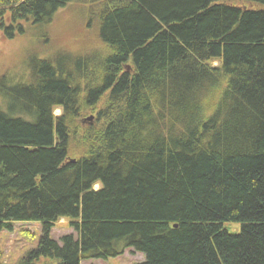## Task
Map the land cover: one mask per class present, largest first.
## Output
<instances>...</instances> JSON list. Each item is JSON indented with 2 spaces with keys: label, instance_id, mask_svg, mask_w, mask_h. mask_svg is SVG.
<instances>
[{
  "label": "trees",
  "instance_id": "1",
  "mask_svg": "<svg viewBox=\"0 0 264 264\" xmlns=\"http://www.w3.org/2000/svg\"><path fill=\"white\" fill-rule=\"evenodd\" d=\"M75 7L85 50L0 75V229L43 226L16 264H264V0H0V28Z\"/></svg>",
  "mask_w": 264,
  "mask_h": 264
},
{
  "label": "rangeland",
  "instance_id": "2",
  "mask_svg": "<svg viewBox=\"0 0 264 264\" xmlns=\"http://www.w3.org/2000/svg\"><path fill=\"white\" fill-rule=\"evenodd\" d=\"M58 18L45 26L32 27L29 24L23 25V35H14L8 38L0 28V75L6 73L9 78L18 80L30 78L31 71L27 65L34 60L50 58L62 51L78 52L83 51L84 43L91 42L94 35V25L87 22L86 17L78 12V8L69 13L68 10L57 11ZM5 23V18L3 19ZM76 39V40H75ZM217 63L214 62L213 66ZM68 69V66H65ZM95 69V68H94ZM96 70V69H95ZM53 115L59 116L60 111L56 109ZM91 118V120H88ZM81 126L94 124V117L87 116L81 120ZM100 186L94 185L93 189L98 190ZM227 227V226H226ZM231 230L235 227L231 226ZM43 235V226L40 222H11L9 228L0 229V264H16L24 254L35 249ZM65 235L76 237L73 229L66 220H59L50 230L49 238L59 242ZM144 257L140 253H131L126 249L121 255L107 259L81 260L79 264H139Z\"/></svg>",
  "mask_w": 264,
  "mask_h": 264
},
{
  "label": "water",
  "instance_id": "3",
  "mask_svg": "<svg viewBox=\"0 0 264 264\" xmlns=\"http://www.w3.org/2000/svg\"><path fill=\"white\" fill-rule=\"evenodd\" d=\"M88 120H91V118H89Z\"/></svg>",
  "mask_w": 264,
  "mask_h": 264
}]
</instances>
